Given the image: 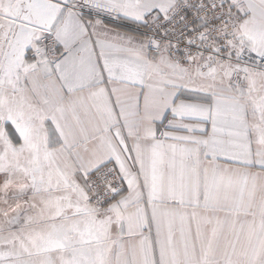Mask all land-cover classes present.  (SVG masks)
<instances>
[{"label": "snow or ice", "instance_id": "1", "mask_svg": "<svg viewBox=\"0 0 264 264\" xmlns=\"http://www.w3.org/2000/svg\"><path fill=\"white\" fill-rule=\"evenodd\" d=\"M0 264H264V0H0Z\"/></svg>", "mask_w": 264, "mask_h": 264}]
</instances>
